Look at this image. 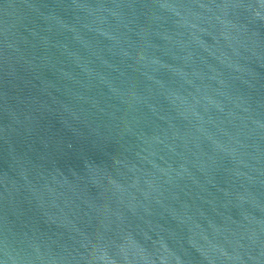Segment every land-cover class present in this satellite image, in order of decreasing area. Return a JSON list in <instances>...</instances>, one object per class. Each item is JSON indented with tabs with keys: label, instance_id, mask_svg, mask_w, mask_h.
<instances>
[{
	"label": "water",
	"instance_id": "1",
	"mask_svg": "<svg viewBox=\"0 0 264 264\" xmlns=\"http://www.w3.org/2000/svg\"><path fill=\"white\" fill-rule=\"evenodd\" d=\"M0 264H264V0H0Z\"/></svg>",
	"mask_w": 264,
	"mask_h": 264
}]
</instances>
